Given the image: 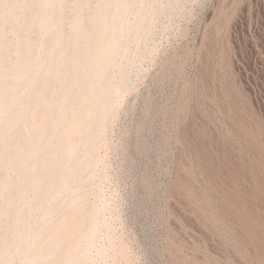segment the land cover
<instances>
[{"label":"rangeland","instance_id":"1","mask_svg":"<svg viewBox=\"0 0 264 264\" xmlns=\"http://www.w3.org/2000/svg\"><path fill=\"white\" fill-rule=\"evenodd\" d=\"M125 2L70 91L103 3L52 0L42 34L39 2L0 16V264H264V0Z\"/></svg>","mask_w":264,"mask_h":264},{"label":"bare ground","instance_id":"2","mask_svg":"<svg viewBox=\"0 0 264 264\" xmlns=\"http://www.w3.org/2000/svg\"><path fill=\"white\" fill-rule=\"evenodd\" d=\"M103 5L102 7L93 15L91 19L90 25H93L92 27H85L82 25L80 17L77 16L74 21L73 25V33H72V42L75 44L83 43L87 46V48L91 47V49H87V59L84 61H76V64L74 65L73 69L68 70L67 73L73 75V83L72 85H69L66 87L68 91H70L73 88L74 84H79L82 80V78H85L83 75H87V73L91 71H98V68L96 67V64L100 62L99 60L104 57V55L108 54L109 52L113 50V41L110 37L109 40H107L105 43L103 42V38L105 37L106 33L108 32L109 28L113 27L114 25L120 24V16L115 17V19H111L108 17L109 12H115L116 10L122 8L126 9L127 5L125 0H112V1H106V0H100ZM34 2H39L43 5L41 10V15L35 19V18H27L24 20V27L28 28L29 26H32L35 22L39 26V32L42 34L46 29V26L50 24V10L52 5V0H0V16L4 15H17L19 14L25 7H30ZM35 23V24H36ZM17 25H15L16 27ZM58 29V28H57ZM6 42L4 40V37L0 31V96H2L3 90L1 89L2 83H3V73L1 69L8 65L9 57L6 54ZM114 52V51H113ZM112 52V53H113ZM16 57L20 61H24L27 57H29V54H31V50H22L18 47L17 50H15ZM67 53L64 49H59L58 51H54L49 57V69H55L57 70L59 67L64 65V62L66 60ZM25 71V65L21 64L17 66L12 71V75L16 76L19 74L24 73ZM53 72V71H52ZM102 88V87H100ZM65 88L62 87V82L60 85V88L56 89L53 94L47 97L46 103H56V108L58 109V112L60 116L63 114V103L65 101ZM107 99V96L97 97L95 99V105H99L100 103H103ZM29 123H32V119L29 120ZM245 124V123H244ZM55 125V124H53ZM253 134H258V131L253 129ZM261 215V214H260ZM94 226L91 227L89 235L90 239H92L96 234ZM259 235V234H258ZM95 239V238H94ZM29 263V262H28ZM3 264H8V262H4Z\"/></svg>","mask_w":264,"mask_h":264},{"label":"built area","instance_id":"3","mask_svg":"<svg viewBox=\"0 0 264 264\" xmlns=\"http://www.w3.org/2000/svg\"><path fill=\"white\" fill-rule=\"evenodd\" d=\"M253 43L256 44L255 41H253ZM239 49H241V47ZM247 52H248V49H246V48H243L242 52H239V50H238L237 58H236L238 60V64L240 65V67L244 71H245L246 66H247ZM262 60L264 61V57L262 55H260L259 56V61H262Z\"/></svg>","mask_w":264,"mask_h":264}]
</instances>
